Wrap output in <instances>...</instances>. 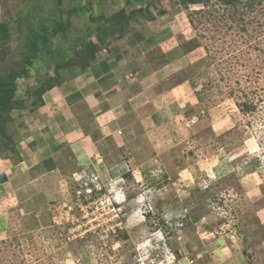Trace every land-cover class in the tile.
<instances>
[{
	"label": "rangeland",
	"instance_id": "obj_1",
	"mask_svg": "<svg viewBox=\"0 0 264 264\" xmlns=\"http://www.w3.org/2000/svg\"><path fill=\"white\" fill-rule=\"evenodd\" d=\"M126 1L64 0L63 7L64 11L73 7H82L83 10L90 8L93 9V16L101 13L109 16L124 7ZM151 2L150 11L157 18L165 20L168 27L175 29L183 51L188 53L182 60L181 70L186 75L183 78L189 80L187 87L192 95L191 107L186 110L184 117L176 121L175 125L172 124L170 134H164L165 140L160 142L162 153L153 157L165 169L160 174L162 182L157 184V188L170 187L173 190L166 194L167 199L153 196L155 205L160 208L161 214L165 206H169L170 212L178 210L181 201L187 206L191 198L189 190L200 193L198 185L202 177L213 180L217 169L223 167L227 159L228 176L222 178L225 183L218 188L209 185L203 189V195L196 197L202 201L200 207L194 210L192 221L184 223L183 228L185 231H194V223H199L203 214L211 216L216 207L223 208L224 202L218 193L227 187L224 196L229 199L236 197L240 201L233 215L239 213L244 246L239 255L230 249H223L219 244L217 252L224 251L225 257H230V264H264V217L260 215L264 209V175L255 170L259 167L258 157L249 165L243 163L248 153L260 147V138L264 136V0H237L235 4H225L222 0H209L206 4H192L189 0ZM56 3L57 0H0V23H6L12 35L9 45L0 50V69L4 65L1 58L9 61L4 66L5 72L21 68L22 61L18 52L24 49L21 48L24 38H18L19 18L27 16L37 25L48 17L52 20L59 18ZM62 20L65 21L64 16ZM71 20L79 30L77 34L71 35V39L76 38V35L85 36V30L92 24L84 16H73ZM145 26L147 28L146 23H131V30ZM65 45L66 48L70 46V39ZM42 56L36 67L45 66L47 57L44 53ZM244 133H248L241 141V151L244 148L248 150L244 156L224 148L225 143L240 140ZM233 155L236 159L230 158ZM130 157L132 155L127 158ZM143 157L145 159L141 160L140 156H133L137 171L140 165L153 160L148 153ZM119 160L108 164L114 166ZM18 162V157L8 149L0 155V176L4 174L7 177L5 182L0 179V264H54L53 255L47 250L58 247L73 227H80L71 218L76 216L79 221L84 217L83 209L89 203H95L97 192L105 190L95 188V184L100 183L98 180L91 186L94 193H87V197L92 199H86L77 187L76 193L79 194L82 207H73L76 200L65 199V177L70 169L78 168L76 163L63 172L61 182L51 180L45 184L30 178L27 169L21 172L23 164ZM155 167L153 164V170ZM123 179L135 180L136 176L129 170ZM213 183L219 185L220 182L213 180ZM99 207L104 208L103 205ZM109 207L118 208L120 205L113 203ZM107 215L104 211L97 212L94 206L88 209L84 223L91 220L88 227L94 228ZM144 215L146 222L150 223L152 213ZM97 216L100 218L97 219ZM159 223L163 225L164 220L160 219ZM224 223V218L210 221L200 233L201 237L204 240L213 237L215 232L211 225L220 224L222 230ZM95 231L99 232L100 227H95ZM92 237L93 233L87 232L84 237L78 236L77 239L83 245L94 243ZM123 239H129L127 233ZM185 248L188 253L192 252L189 245H185ZM173 255L177 261L183 259L179 249ZM211 259V256H205L206 261ZM214 264H219V260Z\"/></svg>",
	"mask_w": 264,
	"mask_h": 264
},
{
	"label": "crops",
	"instance_id": "obj_2",
	"mask_svg": "<svg viewBox=\"0 0 264 264\" xmlns=\"http://www.w3.org/2000/svg\"><path fill=\"white\" fill-rule=\"evenodd\" d=\"M153 15L152 20L130 21L123 36L108 35L109 53L97 54L92 67L72 77L64 75L60 86L43 95L42 106L13 111L21 172L27 169L30 178L48 184L61 182L74 163L83 171L109 152L106 163L162 153L164 134L184 117L192 95L181 70L188 53L175 29ZM131 23L147 28L131 30Z\"/></svg>",
	"mask_w": 264,
	"mask_h": 264
},
{
	"label": "clouds",
	"instance_id": "obj_3",
	"mask_svg": "<svg viewBox=\"0 0 264 264\" xmlns=\"http://www.w3.org/2000/svg\"><path fill=\"white\" fill-rule=\"evenodd\" d=\"M91 39L93 43L98 45L99 56H105L109 53L111 39H108L104 44H101L94 36ZM52 76H55L54 72ZM34 127H38V125ZM247 135L248 133H244L240 140L225 143L224 148L229 149L230 152H235L236 155L244 156L248 150L244 148L241 151L243 147L241 141ZM101 152H104L103 148H101ZM111 155L112 153L109 152L104 156H98L97 163L93 164L92 168L83 171L79 168H73L66 175L65 199L74 198L76 202L72 204L73 207H82L78 199L79 194L76 193L77 187L85 194L84 198L92 199L87 197V192L92 191V189L87 188L86 185L91 182L90 173L93 170L97 174V179L100 180V183L95 184V188L97 190L103 188L105 191L96 193L95 203H89L87 208L83 209L85 216L81 217L79 221H77L76 216L71 218L73 223H79L80 227H73L65 234V239L59 242L58 247L54 246L47 250L53 255L54 264H214L217 260H219V264H226V261L227 264H230V257H225L224 251L217 252L218 244L225 250L230 249L236 255L240 254L244 246V233L240 227L239 213L233 215L240 201L236 197L229 199L224 196L227 187L218 193L219 197L223 199V208L216 207L211 216L206 213L203 214L199 223H194V231H185L183 228L184 223L192 221L195 215L194 210L200 207L202 201L196 197L203 195V189L209 185L218 188L225 183L222 178L228 176L227 159L224 161V166L217 169L216 176L213 178V180L220 182L219 185L214 184L213 180L202 177V182L198 185L201 192L194 193L190 189L189 196L191 198L188 200L187 206L181 201L178 210L170 212L169 206H165L161 214L160 208L155 205L153 196L167 199L166 194L173 191L170 187L157 188V184L162 182L160 174L165 171L163 165L157 161H152L140 165L139 171H137L135 159L125 162L124 158L121 157L119 163L114 166L106 163L107 157ZM257 157L259 167L255 170L264 175V136L260 138V147L256 151L248 153L243 163L249 165ZM230 158L236 159V156L233 155ZM153 164L156 165L155 170H153ZM129 170L135 174V180L123 179L124 174ZM110 173L112 175H109ZM68 188L71 191H67ZM113 203L120 205V207L110 208L109 205ZM99 205H103L104 208L101 209ZM94 206L97 207V212L104 211L106 215L111 213V215H107L106 219L101 220L100 225L95 226L100 227L99 232L95 231V227H88V224L92 223L91 220H88L87 224L84 223L88 209ZM149 212L152 213L150 223L146 222L144 215ZM260 215L264 217V209L261 210ZM117 217H119V221H117ZM184 217L188 219L183 220ZM99 218L97 216V219ZM221 218L226 220L222 230L220 224L211 225L215 235L204 240L200 235L204 226L209 225L210 221H219ZM160 219L164 220L163 225H160ZM110 221L112 222L110 223ZM157 225L159 227H155ZM61 231L64 230L61 229ZM87 232L93 233L94 243L81 245L77 237H84ZM125 233L129 236L127 240L123 239ZM185 245L191 247V253L187 252ZM177 249L183 255V259L179 261L173 255ZM206 255L211 256L212 259L206 261Z\"/></svg>",
	"mask_w": 264,
	"mask_h": 264
},
{
	"label": "trees",
	"instance_id": "obj_4",
	"mask_svg": "<svg viewBox=\"0 0 264 264\" xmlns=\"http://www.w3.org/2000/svg\"><path fill=\"white\" fill-rule=\"evenodd\" d=\"M74 1L77 2V0ZM189 1L192 4H206L209 0ZM236 1L222 0L225 4H235ZM56 4L59 18L52 20L48 17L38 25L27 16L19 18L18 38H24L21 46L24 49L18 52L22 61L19 70L5 72L4 66L9 61L1 58L4 65L3 69H0V155L8 149L19 159L11 126L13 121L11 113L14 110L22 111L42 106L43 95L52 88L60 86L64 75L72 77L76 70L84 71L92 67L99 52L98 45L91 39L93 35L96 40L104 44L108 35L112 33H118L121 36L126 34L130 21H135L138 17L154 19L150 11L151 0H127L123 9L110 16L103 13L93 16V9L83 10L82 7H73L64 11V0H57ZM63 16L65 21L62 20ZM73 16L87 17L92 23L85 30V36L76 35V38L71 39L72 34L79 32L73 26L71 20ZM23 23L26 25L24 26ZM11 39L10 28L6 23H0V50L9 45ZM69 39L70 46L66 48L65 44ZM43 53L47 57L44 61L45 66L36 67V63L42 60ZM26 80L32 83L25 82ZM45 89L47 91H44ZM246 108L250 109L247 106ZM0 179L5 182L7 177L1 174Z\"/></svg>",
	"mask_w": 264,
	"mask_h": 264
},
{
	"label": "built area",
	"instance_id": "obj_5",
	"mask_svg": "<svg viewBox=\"0 0 264 264\" xmlns=\"http://www.w3.org/2000/svg\"><path fill=\"white\" fill-rule=\"evenodd\" d=\"M98 180L99 179H97L96 175L91 174V182L86 185L88 188L92 189V191L87 192L88 195L94 193V189L91 187V184H95V182H98Z\"/></svg>",
	"mask_w": 264,
	"mask_h": 264
}]
</instances>
